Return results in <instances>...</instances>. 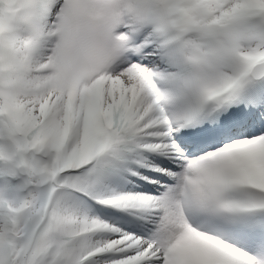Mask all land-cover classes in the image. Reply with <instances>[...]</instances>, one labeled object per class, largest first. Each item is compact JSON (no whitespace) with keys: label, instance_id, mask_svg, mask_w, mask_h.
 <instances>
[{"label":"snow or ice","instance_id":"6c2138e0","mask_svg":"<svg viewBox=\"0 0 264 264\" xmlns=\"http://www.w3.org/2000/svg\"><path fill=\"white\" fill-rule=\"evenodd\" d=\"M0 264H264V0H0Z\"/></svg>","mask_w":264,"mask_h":264}]
</instances>
